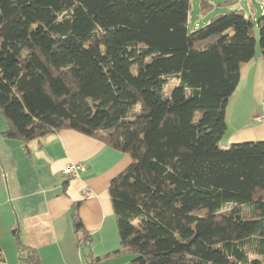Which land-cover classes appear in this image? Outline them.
<instances>
[{
    "label": "trees",
    "instance_id": "trees-1",
    "mask_svg": "<svg viewBox=\"0 0 264 264\" xmlns=\"http://www.w3.org/2000/svg\"><path fill=\"white\" fill-rule=\"evenodd\" d=\"M189 9L190 0H0L5 135L72 129L129 153L110 194L136 263L264 264V140L220 144L257 27L264 55V13L256 23L231 10L190 30Z\"/></svg>",
    "mask_w": 264,
    "mask_h": 264
},
{
    "label": "crops",
    "instance_id": "crops-1",
    "mask_svg": "<svg viewBox=\"0 0 264 264\" xmlns=\"http://www.w3.org/2000/svg\"><path fill=\"white\" fill-rule=\"evenodd\" d=\"M264 13V10L262 11ZM264 55L242 65L229 100L223 136L237 144L264 140ZM0 108V250L5 264H141L121 242L110 194L111 181L132 162L98 138L63 129L33 140L9 138ZM86 166L78 177L70 164ZM88 190V193L85 190ZM84 232H77L75 216Z\"/></svg>",
    "mask_w": 264,
    "mask_h": 264
},
{
    "label": "rangeland",
    "instance_id": "rangeland-1",
    "mask_svg": "<svg viewBox=\"0 0 264 264\" xmlns=\"http://www.w3.org/2000/svg\"><path fill=\"white\" fill-rule=\"evenodd\" d=\"M238 10L246 17H252L256 23L264 10V0H190V9L188 15V26L190 30L199 28L210 22L212 18L223 14L227 11ZM257 47L260 46L259 28H256ZM133 72H137V68L133 67ZM176 84L175 80L169 83V89ZM226 139H222L220 144L223 148L230 147L231 143H227ZM245 216H251L252 212L249 206L244 207ZM250 259L258 258L259 256L253 252L251 248Z\"/></svg>",
    "mask_w": 264,
    "mask_h": 264
},
{
    "label": "built area",
    "instance_id": "built-area-1",
    "mask_svg": "<svg viewBox=\"0 0 264 264\" xmlns=\"http://www.w3.org/2000/svg\"><path fill=\"white\" fill-rule=\"evenodd\" d=\"M255 119L259 122L264 120V105L262 106V110L256 115ZM85 169L86 166L83 163L70 164L65 168L64 173L70 177H78L83 171H85ZM85 192L88 193V190L86 189Z\"/></svg>",
    "mask_w": 264,
    "mask_h": 264
}]
</instances>
